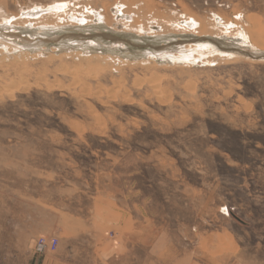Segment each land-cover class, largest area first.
<instances>
[{"label": "rangeland", "instance_id": "374dc122", "mask_svg": "<svg viewBox=\"0 0 264 264\" xmlns=\"http://www.w3.org/2000/svg\"><path fill=\"white\" fill-rule=\"evenodd\" d=\"M202 263L264 264V0H0V264Z\"/></svg>", "mask_w": 264, "mask_h": 264}, {"label": "built area", "instance_id": "2783aa9c", "mask_svg": "<svg viewBox=\"0 0 264 264\" xmlns=\"http://www.w3.org/2000/svg\"><path fill=\"white\" fill-rule=\"evenodd\" d=\"M57 245V240L55 238L47 239L44 237H39L34 242V252L35 254H43L45 252L54 251Z\"/></svg>", "mask_w": 264, "mask_h": 264}, {"label": "water", "instance_id": "95a60500", "mask_svg": "<svg viewBox=\"0 0 264 264\" xmlns=\"http://www.w3.org/2000/svg\"><path fill=\"white\" fill-rule=\"evenodd\" d=\"M101 36V38H103V39H105V40H116V41H118V42H122V43H126L128 46H130V47H137V46H135L134 44H131V43H127V42H124L123 40H120L119 38H117L116 36H113V35H106V34H101L100 35ZM72 38H74V39H76L77 41H79V42H83L84 40H88V38H90V37H87V36H83V35H66V36H62V37H57V38H55L54 40H45V41H43V43L45 42V43H54L55 41H58V40H60V39H72Z\"/></svg>", "mask_w": 264, "mask_h": 264}, {"label": "bare ground", "instance_id": "6f19581e", "mask_svg": "<svg viewBox=\"0 0 264 264\" xmlns=\"http://www.w3.org/2000/svg\"><path fill=\"white\" fill-rule=\"evenodd\" d=\"M39 12H40V11H39ZM37 13H38V12H36V13H33L32 15H35V14H37ZM32 15H31V16H32ZM44 23H45V22H44ZM24 24H25V23H24ZM187 59H189V58H187ZM24 60H25V59H24Z\"/></svg>", "mask_w": 264, "mask_h": 264}, {"label": "crops", "instance_id": "0c3cea01", "mask_svg": "<svg viewBox=\"0 0 264 264\" xmlns=\"http://www.w3.org/2000/svg\"><path fill=\"white\" fill-rule=\"evenodd\" d=\"M215 262H216V260H215ZM202 264H207V263H202Z\"/></svg>", "mask_w": 264, "mask_h": 264}]
</instances>
